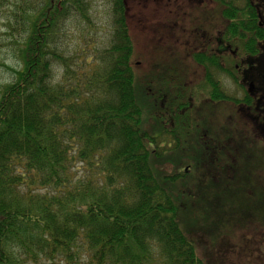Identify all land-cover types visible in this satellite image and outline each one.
Segmentation results:
<instances>
[{"label": "trees", "instance_id": "obj_1", "mask_svg": "<svg viewBox=\"0 0 264 264\" xmlns=\"http://www.w3.org/2000/svg\"><path fill=\"white\" fill-rule=\"evenodd\" d=\"M111 3L105 45L71 50L67 24L95 26L91 0H0L8 35L0 59L10 53L18 66L0 90V264H214L199 250L204 229L177 198L189 164L170 175L159 166L181 147L179 128L166 131L172 148L148 130L126 0ZM193 61L206 67V99L230 102L210 72L217 62L204 53ZM239 160L233 170L208 160L235 197L250 181Z\"/></svg>", "mask_w": 264, "mask_h": 264}, {"label": "rangeland", "instance_id": "obj_2", "mask_svg": "<svg viewBox=\"0 0 264 264\" xmlns=\"http://www.w3.org/2000/svg\"><path fill=\"white\" fill-rule=\"evenodd\" d=\"M91 1L94 27H80L73 21L67 24L66 40L71 50L84 47L90 50L91 45V48L102 47L111 34V0ZM187 2L126 0L127 19L135 48L134 69L139 96L145 103L147 128L158 136L162 131V147L166 148L175 144L166 131L179 128L176 130L181 147L167 150L159 166L170 175L189 164L185 182L177 186L184 193V198L180 195L177 198L187 203L186 220L204 229L199 246L202 256L214 264H264V170L256 171L264 166V142L249 131V126H244L245 123L241 122L244 119L233 106H216L211 99L205 100L210 90L202 89L203 69L193 61V53L197 54L195 48L197 45L200 47L204 39L197 36L195 27L196 24H200V28L206 27L197 23L203 22L198 18L203 13L209 11L213 12L212 15H219L220 11L213 6L195 8L196 4L191 8ZM2 18L0 12V39H7ZM88 40L94 43L87 46ZM4 50L6 48L3 47L1 52ZM2 59L0 90L13 77L10 67H18L10 53L4 52ZM158 105L162 107L161 112ZM155 117L159 119L158 123ZM231 136L240 148L235 157L231 151L234 148L230 149L228 144ZM218 142L228 146H216ZM244 144L246 148L242 151ZM222 148L233 159H242L240 163L248 164L249 185L241 186L238 197L233 191L228 195L230 187L222 177H215L216 170L209 163L212 161L214 165L224 164L234 169L232 162L235 160L227 161L222 157ZM226 176L223 180H232L229 174Z\"/></svg>", "mask_w": 264, "mask_h": 264}, {"label": "flooded vegetation", "instance_id": "obj_3", "mask_svg": "<svg viewBox=\"0 0 264 264\" xmlns=\"http://www.w3.org/2000/svg\"><path fill=\"white\" fill-rule=\"evenodd\" d=\"M186 1L191 8L196 4L195 8L213 6L220 11L219 15H212L213 12L207 11L198 17L203 22L197 23L205 24L206 27L200 28V24H196L195 33L204 39V43H201L200 47L197 45L195 51L204 53L217 62L210 67L211 75L223 95L231 99L230 102L221 104L233 106L235 110L237 109L236 112H239L240 118L242 116L243 119L263 127L259 129L262 134L264 132V0ZM226 13L231 16H225ZM231 25L238 26V31H229ZM222 26L225 27L223 30H221ZM200 37H196L197 40H200ZM200 68L203 69L201 76L203 77L206 67L200 66ZM249 131L252 134L256 133L251 127ZM257 139H262L264 142V137ZM244 148L246 144L242 146V151ZM222 151L225 152V148H222ZM246 165L248 164H242L245 171H247ZM258 170L262 172L264 166L258 167L256 171Z\"/></svg>", "mask_w": 264, "mask_h": 264}, {"label": "bare ground", "instance_id": "obj_4", "mask_svg": "<svg viewBox=\"0 0 264 264\" xmlns=\"http://www.w3.org/2000/svg\"><path fill=\"white\" fill-rule=\"evenodd\" d=\"M236 169L238 171V175H240L242 173V175L244 176L246 174L244 168L241 167L238 163L236 164ZM234 181H236V180H234Z\"/></svg>", "mask_w": 264, "mask_h": 264}]
</instances>
